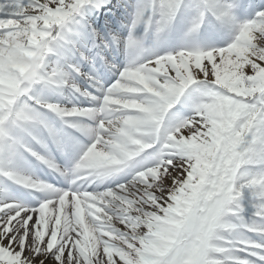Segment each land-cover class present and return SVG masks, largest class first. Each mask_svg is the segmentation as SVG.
Listing matches in <instances>:
<instances>
[{"label": "snow or ice", "instance_id": "snow-or-ice-1", "mask_svg": "<svg viewBox=\"0 0 264 264\" xmlns=\"http://www.w3.org/2000/svg\"><path fill=\"white\" fill-rule=\"evenodd\" d=\"M0 264H264V0H0Z\"/></svg>", "mask_w": 264, "mask_h": 264}]
</instances>
